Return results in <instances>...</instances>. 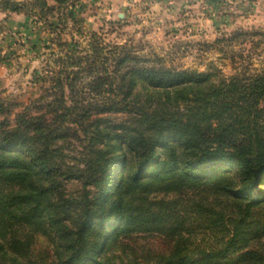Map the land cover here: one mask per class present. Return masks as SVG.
I'll return each instance as SVG.
<instances>
[{
	"label": "trees",
	"instance_id": "1",
	"mask_svg": "<svg viewBox=\"0 0 264 264\" xmlns=\"http://www.w3.org/2000/svg\"><path fill=\"white\" fill-rule=\"evenodd\" d=\"M75 1L0 0L61 47L14 122L0 101V264H264V65L177 69L99 32L69 49L50 17Z\"/></svg>",
	"mask_w": 264,
	"mask_h": 264
},
{
	"label": "rangeland",
	"instance_id": "2",
	"mask_svg": "<svg viewBox=\"0 0 264 264\" xmlns=\"http://www.w3.org/2000/svg\"><path fill=\"white\" fill-rule=\"evenodd\" d=\"M50 19L63 29V41L72 43L69 49L79 44L86 51L91 34L99 32L101 46L127 45L141 57L177 69L215 68L230 76L235 68L264 65V35L254 34L264 33V0H78ZM237 32L250 34L233 37ZM56 37L32 15L0 10V101L11 110V122L43 94V81L49 83L61 50ZM84 143L69 138L64 152L83 159ZM68 191L78 195L82 185L73 181Z\"/></svg>",
	"mask_w": 264,
	"mask_h": 264
}]
</instances>
